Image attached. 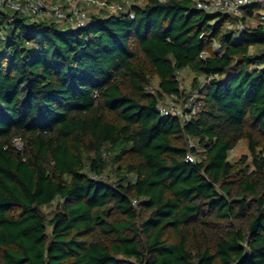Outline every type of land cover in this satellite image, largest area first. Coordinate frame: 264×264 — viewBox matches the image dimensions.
Masks as SVG:
<instances>
[{
  "label": "trees",
  "instance_id": "obj_1",
  "mask_svg": "<svg viewBox=\"0 0 264 264\" xmlns=\"http://www.w3.org/2000/svg\"><path fill=\"white\" fill-rule=\"evenodd\" d=\"M106 1L82 27L0 3V264H264V4Z\"/></svg>",
  "mask_w": 264,
  "mask_h": 264
},
{
  "label": "built area",
  "instance_id": "obj_2",
  "mask_svg": "<svg viewBox=\"0 0 264 264\" xmlns=\"http://www.w3.org/2000/svg\"><path fill=\"white\" fill-rule=\"evenodd\" d=\"M1 4L8 8L29 16L32 20H52L54 22L66 23L72 27H82L89 20L90 14L86 6L95 10L105 8L110 12L122 9L120 3H109L106 0H0ZM254 3L264 4V0H194L195 8L207 12H222L231 14L233 17H243L247 14L248 8ZM133 17V15H132ZM256 24L252 26H264V8L254 16ZM240 29L244 25L239 24ZM211 77L204 81L209 82ZM160 111L165 115H179L182 126H185L200 111V104L196 101L195 95L180 106L177 96L171 95L165 101L158 104ZM190 146L194 145L189 140ZM188 159L194 161L195 157L189 154Z\"/></svg>",
  "mask_w": 264,
  "mask_h": 264
},
{
  "label": "rangeland",
  "instance_id": "obj_3",
  "mask_svg": "<svg viewBox=\"0 0 264 264\" xmlns=\"http://www.w3.org/2000/svg\"><path fill=\"white\" fill-rule=\"evenodd\" d=\"M120 1L123 2L126 5V7H129L131 4L140 3L143 0H120ZM92 10L93 9H91V11ZM247 22L249 25H255L257 21H256L255 17H253V18L250 17L247 20ZM180 77L182 79V87L187 86L189 88L191 86L194 75L190 71H184L183 73H181ZM18 145H20V142H18ZM244 153H248L247 143L242 141V142H240V146L235 151L232 152V156L234 158H239ZM54 209H55V205L53 204L52 206L47 207L46 211L50 212L49 214H51V212H53Z\"/></svg>",
  "mask_w": 264,
  "mask_h": 264
}]
</instances>
